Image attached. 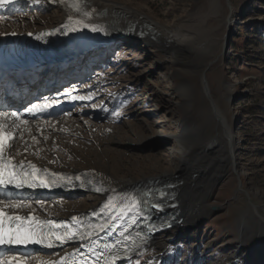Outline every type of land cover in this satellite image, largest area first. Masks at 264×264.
Listing matches in <instances>:
<instances>
[{
  "label": "rangeland",
  "instance_id": "rangeland-1",
  "mask_svg": "<svg viewBox=\"0 0 264 264\" xmlns=\"http://www.w3.org/2000/svg\"><path fill=\"white\" fill-rule=\"evenodd\" d=\"M112 1L126 4L172 31L183 32L192 28L194 31L200 30L203 37L192 42L200 47L194 51L195 54H185L174 52V49L171 52L165 46L159 49L142 47L126 36L110 47L102 61H85L86 64L78 69L81 79L67 85L61 84L64 85L63 89L70 91L71 96H83L91 91L95 98L90 103L77 101L68 107V111L88 109L82 117L86 114L101 116L83 121L78 120L72 112L68 119L78 121L74 128H80L79 137L83 138L82 141L81 137L80 141L77 140L75 148L93 167L107 166L117 176L143 177L141 182H144L160 181L152 178L168 168L196 169L203 158L190 157L185 162L180 156L183 162L177 160V166L172 168L173 164L166 159L167 147L158 145L152 148L148 142L137 144L138 133L150 137L161 136L167 127L169 129L165 132L182 133L186 121L187 127H207L211 136H218V142L213 143V151L207 158L226 156L228 150L222 146L230 143L231 151L236 154L233 166L226 165L222 178L210 187L207 215L195 225L180 231L181 235L175 236L176 228H172L155 237L167 244V248L162 249L163 246L159 245L148 253H138L128 261L129 264H145L150 256L163 251L164 262L179 260L189 264L190 256L200 253L208 257L211 264H224L238 238V216L250 206L247 195H251L252 203L258 204L259 197L252 196V193H264V0H228L234 16L227 0ZM208 40L211 45H207ZM216 41L219 44L214 45ZM222 42L224 44L221 46ZM168 52L174 53L175 62L169 61L171 56ZM164 77L169 78L168 81ZM203 79L212 101L206 98ZM149 82L158 83L161 92L157 97L143 91ZM212 103L216 104L228 125L227 130L220 127L218 119L210 111ZM171 110H174L173 113ZM174 121L181 125H175ZM86 127H92L95 134L108 127L115 139L122 142L123 148L98 147L104 135L90 138ZM227 131L229 138L225 134ZM209 134L206 133L208 138ZM129 138L136 144L130 147L127 143ZM58 149L59 155L53 158L63 155L66 164L63 167L50 166L55 171L71 175L69 168L85 166L79 161L70 160L71 156L65 154L63 146ZM104 150L105 153H101ZM219 168L215 163L208 170L209 175L214 176ZM72 185L77 188L75 190L80 189L78 184ZM202 186L198 183L194 193H202ZM88 193L94 195L96 192L88 190ZM63 199V209H54L51 217L66 218L68 216L62 210L76 213L86 208L84 195ZM49 203L44 204L49 206ZM263 242L258 243L257 238L248 241L245 250L252 256L248 264H264Z\"/></svg>",
  "mask_w": 264,
  "mask_h": 264
},
{
  "label": "bare ground",
  "instance_id": "bare-ground-1",
  "mask_svg": "<svg viewBox=\"0 0 264 264\" xmlns=\"http://www.w3.org/2000/svg\"><path fill=\"white\" fill-rule=\"evenodd\" d=\"M79 1L83 7L80 15L69 12L65 3L60 0H12L8 4H0V39L7 34L25 35L71 26L75 28L77 40H79L77 42L79 55L71 61L62 65L53 63L51 68L49 66L19 68L8 71L2 77L0 83V99L2 100V105L0 106V132L13 135V140L9 141L5 147L8 158L13 162L30 161L55 171L50 166L59 165L63 167V164H66L63 155V158L61 155L59 156L60 158H53L54 155H59L58 147L63 146L65 154L68 153L71 156L70 160L79 161L82 166L85 165L83 168H69L71 176L78 178L80 181L98 179L104 184L106 189L102 191L103 193L91 195L93 193H88L89 189L75 190L77 188L74 185L65 183L61 186L53 185L52 187L35 189L31 192L0 193V208L11 215L47 220L57 219L58 217L51 216L54 214V209H63L61 203L63 198L69 199L84 195L86 208L82 211L71 213V210H62L68 216L66 218H79L94 213L105 204L115 201L126 190L155 182L150 180V182L148 180L141 182L143 177L140 179L117 176L107 166L101 168L93 167L88 160L82 157L83 155L80 151L75 148L77 140L81 137H79L80 128H74L78 121H72L73 119L68 118L72 115V112L78 120L82 119L83 121L86 119L90 120V117L98 118L101 115L86 114L88 117H82V114L88 109L69 112L68 107H71L77 101L90 103L95 98V95L90 94V91L87 95L71 96L68 89H63L64 85L81 79L78 69L83 64L88 63L90 59L94 63L102 61L110 47L119 38L126 36L135 43H139L142 47L150 46L159 49L165 46L169 47L170 50L174 49V52H183L185 54L194 53L195 50L197 51L200 48L194 45L195 43H192L203 37L200 30L194 31L192 28H188L187 31H178L179 33L172 31L170 28L155 22L149 16L132 10L126 4L112 0ZM229 9L233 15L234 11L231 5ZM111 27H115L119 31H116L113 35L108 34V30ZM124 28L127 33L122 31ZM208 42L207 45H211V41L208 40ZM216 44L219 43L216 41L214 45ZM223 44L224 42L221 43V46ZM167 50L170 51L169 49ZM171 52L173 51L171 50ZM171 52L168 53L171 56L169 61L172 63V61L175 62L176 60L174 53ZM164 78L166 81L169 79L167 77ZM157 84L156 82H149L143 91L154 94L157 97L161 92ZM54 85L63 90L54 88ZM202 86L207 94L206 98L212 101V96L204 79L202 80ZM16 108H19V112L14 117L12 111L17 110ZM173 111L171 110L172 113ZM185 111L189 112L188 110ZM210 111L218 119L220 127L227 130L228 125L226 126L216 104H211ZM187 123V121L184 122L185 128L182 133L165 132V130L169 129L167 127L161 132V136L154 135L150 137L139 135L140 133L137 134L139 142L137 144L148 142L149 147L152 148L158 145L163 148L167 147L168 155L166 159L168 158L173 164L172 168L177 166V160H180L181 163L183 162L180 156L184 158L185 162L190 157L203 158L201 159L202 163L196 169L192 170L189 168L187 170L186 167L168 168L161 171L155 178H152V180L159 179L160 181H156L158 183L165 182L161 180L164 179L175 186L173 189L174 202L171 203V208L168 210L174 217L171 229L176 228L175 236L181 235L180 231L195 225L201 217L207 215V205L211 199L210 187L222 178L226 165L233 166L236 155L231 151L230 143L227 142L225 146H222L228 150L226 156L207 158V155L213 151V143L218 142V136H211L207 127H187ZM174 124L181 125L180 122L175 123V121ZM86 128V133L90 138H96L98 134L104 135L98 147L102 149L123 148L122 142L115 139L114 134L108 127L96 132L97 134L93 133L92 127ZM206 133L209 134V138ZM225 134L227 135L228 131ZM228 135L227 138H229ZM192 137H196V139H192ZM82 139L81 137L80 140L82 141ZM127 143L130 147L136 144L130 138ZM101 153L104 154L105 150ZM215 163L220 167V170L218 169L219 171L214 176H210L208 170ZM198 183L204 187L202 193H194V187ZM247 196L250 206L247 207L245 213L238 216V238L235 245L230 249L231 251H229L230 253H228L224 264H248L252 257L245 250L248 241L253 238H257L260 244L264 241V193H252V196L259 197L260 202L258 204L252 203L250 194ZM45 202H50V205L44 204ZM38 213L49 217H39ZM159 245L163 246L162 249L167 248V244L161 243L159 239L154 237L138 253H148V251ZM70 249L71 247L55 251L33 249L24 254L9 252L0 258V264H15L17 261H25L29 264H54L66 255ZM163 253V251L156 252L148 258L145 264H183L179 260L164 262ZM189 259L191 260L189 264H211V260L200 253H194ZM121 264H129V262L126 261Z\"/></svg>",
  "mask_w": 264,
  "mask_h": 264
},
{
  "label": "water",
  "instance_id": "water-1",
  "mask_svg": "<svg viewBox=\"0 0 264 264\" xmlns=\"http://www.w3.org/2000/svg\"><path fill=\"white\" fill-rule=\"evenodd\" d=\"M227 3H228V7H229L230 5H229V1H228V0H227ZM210 65H211V64H210ZM210 65H209V66H210Z\"/></svg>",
  "mask_w": 264,
  "mask_h": 264
}]
</instances>
